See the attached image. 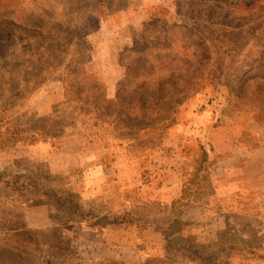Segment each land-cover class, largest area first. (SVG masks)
<instances>
[{"label":"rangeland","instance_id":"374dc122","mask_svg":"<svg viewBox=\"0 0 264 264\" xmlns=\"http://www.w3.org/2000/svg\"><path fill=\"white\" fill-rule=\"evenodd\" d=\"M263 64L264 0H0L3 121L46 134L0 141V264H264L255 193L238 198L251 223L217 247L166 229L150 206L168 169L180 177L175 215L209 189L220 156L200 138L212 130L234 123L244 147L264 146V83L240 85ZM100 96L125 120L105 123ZM158 221L200 255L145 244Z\"/></svg>","mask_w":264,"mask_h":264},{"label":"crops","instance_id":"0c3cea01","mask_svg":"<svg viewBox=\"0 0 264 264\" xmlns=\"http://www.w3.org/2000/svg\"><path fill=\"white\" fill-rule=\"evenodd\" d=\"M193 125L191 123L187 130H190ZM230 127L231 125L227 124L224 129L212 130L210 136L208 133L207 136L200 138L202 144L212 146L213 156H220L216 157L218 159L215 165L208 167L214 194L207 205H200L193 201L185 202L187 205L179 219L181 233L184 235L205 241L215 239L219 233L229 229H238L237 221L245 223L251 218L249 214L251 212L243 210L238 205V198L252 197L253 193L255 196L252 198H256L254 200L255 215L264 223V146L255 149L244 147L237 134L241 129L236 128L234 123H232L233 128L230 129ZM213 156H209L210 159ZM172 174L175 177H169ZM166 175L169 179H164L165 182L156 194L159 196V202L150 205L159 207V219L160 217L168 218L173 204L180 198L181 186L178 187L180 177H177V169H168ZM151 225L152 227L141 231V238L145 244L160 248L163 245V235L159 221L156 225L155 223Z\"/></svg>","mask_w":264,"mask_h":264},{"label":"trees","instance_id":"16d2710c","mask_svg":"<svg viewBox=\"0 0 264 264\" xmlns=\"http://www.w3.org/2000/svg\"><path fill=\"white\" fill-rule=\"evenodd\" d=\"M34 55H36V53ZM263 66H264V64H263ZM240 78L242 80V82L240 84L241 88L246 86V84L248 82H252V84H256V85L264 83V67H262V68L251 67L249 72L245 73ZM90 79H91L92 88L95 91H97V90L101 91V88H103V86L99 82L93 80V78L90 77ZM0 80H1V77H0ZM0 87H1V83H0ZM261 97H262L261 99H263V101H264V96L262 95ZM117 100H118V98H117ZM92 105H94V107L98 113H100V110L102 112L103 111L106 112V113H100V117L103 118V121L105 123H114L116 121L122 122L125 120V117H126L125 115L120 116L118 113L115 112V110L117 108H120V106H121L118 103V101L110 102V101H107L104 96H100V99L98 101L93 102ZM7 110H8L7 107H3V108L1 107L0 108V141H1V145H2L1 147L4 148V147H8V146H13L15 144L25 142V141H27V142H29V144H31V143L36 142L37 140H41L44 136H46L44 128H24V127H21L19 125H16L15 123L13 125H10V121H6V122L3 121V118H4L3 113H7ZM109 110H111V111L109 112ZM107 112H108V114H107ZM61 134H62V132H60L59 135H61ZM54 137H56V136H54ZM256 147H259V146L255 144V145L251 146L250 148H256ZM203 178L205 180L204 182H206V184H207L208 183V177L205 176ZM209 181H210V179H209ZM6 184H8L9 186H12V187L14 186V184H12V183H6ZM197 191H199V192L197 193ZM213 194L214 193H213V189L211 188V181H210L209 182V189L207 191H204L202 186L197 188V190L194 193H192V196L189 198V200L187 202L193 201L194 203H198L200 205H207L209 203L210 197H212ZM180 198H181V196H180ZM180 198L177 201H179ZM174 204L172 206V212L169 215L170 218H169V216H168V218H166L170 221V225H168L166 227V229L173 227V226H171L172 223H174L175 225H180L179 224L180 216H181L184 208L187 205V203H183L181 206H179V212L175 215L173 213L175 208H176ZM172 216L174 217L173 222L171 219ZM251 219L252 218H250V220H247L245 222V224L249 225L251 223ZM151 224H149V225L146 224L144 229H146L147 227H152ZM18 226H20V225L18 224ZM181 231H182V228H181ZM12 232L17 237H21L23 242L26 241L30 244H32V243L36 244L37 243V239H38L37 234H35L34 232H31L25 228L24 229L21 227L20 228H14L12 230ZM232 232H233L232 229L221 232L217 235V238L211 239V240H206V243L214 242L213 245L215 247H217L220 244H224V242H222V237H224V238L230 237L231 238L232 237L231 235L233 234ZM161 233L163 235V243H166V245H167V246H165V249H167V250L171 246H174V245H176V249L178 248V249L194 250L195 254L199 250V246L197 244H190V242H192V239L190 237H192V236H190L189 238H183L180 236L175 238L176 236H174L173 238H170V240H169L165 230H161ZM171 243H173V245ZM228 243L229 242H226L225 244L227 245ZM198 255H200V254H198ZM159 264H163V262L159 260Z\"/></svg>","mask_w":264,"mask_h":264}]
</instances>
